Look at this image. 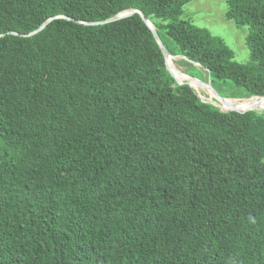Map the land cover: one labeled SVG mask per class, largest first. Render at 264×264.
I'll use <instances>...</instances> for the list:
<instances>
[{"label": "trees", "instance_id": "16d2710c", "mask_svg": "<svg viewBox=\"0 0 264 264\" xmlns=\"http://www.w3.org/2000/svg\"><path fill=\"white\" fill-rule=\"evenodd\" d=\"M189 1L0 0V264H264V108L203 102L139 13L107 21L264 97V0H225L247 63Z\"/></svg>", "mask_w": 264, "mask_h": 264}, {"label": "rangeland", "instance_id": "374dc122", "mask_svg": "<svg viewBox=\"0 0 264 264\" xmlns=\"http://www.w3.org/2000/svg\"><path fill=\"white\" fill-rule=\"evenodd\" d=\"M183 9L184 18L190 20L196 26L206 28L212 34L221 37L233 50L234 58L236 61L242 63H247L249 61V49L246 44L248 26H238L232 20H229L225 17V0H191L183 7ZM173 57L174 59L172 60V65L179 72L191 76L198 81H203L205 83L211 84L210 77L207 71L201 65L195 62H191L182 56ZM168 66L170 68L169 64ZM172 73L174 74L173 71ZM213 85L216 89H214L216 93H222L223 91H225V89L229 88L228 85L221 86L217 81H214ZM197 93L200 95V99L202 101L210 103L220 109L219 103L217 104L218 100H216L214 97H210V95L206 93V91L199 90ZM231 99L241 100L243 98Z\"/></svg>", "mask_w": 264, "mask_h": 264}, {"label": "bare ground", "instance_id": "6f19581e", "mask_svg": "<svg viewBox=\"0 0 264 264\" xmlns=\"http://www.w3.org/2000/svg\"><path fill=\"white\" fill-rule=\"evenodd\" d=\"M151 24V23H150ZM152 28L153 25L151 24ZM166 59L168 61V64L170 65L171 70L174 72V75L176 76V79L178 81L187 80L191 83L192 87L198 92L199 90H204L206 93L210 95V97H214L219 102V107L223 110H229V109H246L251 106H258L264 108V97H250L246 99H231V98H218L216 92L212 89V87L203 81H198L195 78L189 77L188 75H185L181 72H179L175 67L172 65V60L174 57L170 55H166ZM211 100V99H210ZM209 100V101H210Z\"/></svg>", "mask_w": 264, "mask_h": 264}, {"label": "water", "instance_id": "95a60500", "mask_svg": "<svg viewBox=\"0 0 264 264\" xmlns=\"http://www.w3.org/2000/svg\"><path fill=\"white\" fill-rule=\"evenodd\" d=\"M134 12H137V13L140 14L141 18L144 20V22L147 24V26H148V27L150 28V30L152 31L153 36H154V38H155V40H156V42H157V44H158L160 50L162 51V53H163V55H164L165 66H166L167 70L170 72V74L175 78L176 82H177L178 84H183V83H185V84L189 85L190 87H192V85H191V83H190L189 81H178V79H176V77L174 76V74H173L172 71L170 70V68H169V66H168V63H167V60H166V55H170V54L168 53V51L166 50V48L164 47V45H163L162 42L160 41V39H159V37H158V35H157L155 29L152 28L150 22H149V21L143 16V14H142L140 11H137V10H125V11H123V12L118 13L117 15H115L114 17L110 18V19L107 20V21H114V20H117V19L123 18V17H125V16H128V15L134 13ZM51 20H52V18L48 19V20H47L46 22H44L39 28H37L35 31H33V32L30 33L29 35H32V34L38 32V31H40V30H41V29H42V28H43L48 22H50ZM107 21H105V22H107ZM102 23H103V22H102ZM170 56H171V55H170ZM172 57H173V56H172ZM212 89H213V88H212ZM213 90H214V89H213ZM214 91H215V90H214ZM216 94H217V97H218V98H223V97L219 96L218 93H216ZM216 100H217V99H216ZM218 102H219V101H218ZM255 107H258V106H251V107H249V108L241 109V110H240V109H229V110L244 112V111H247V110L253 109V108H255ZM259 108H260V107H259ZM261 108H262V107H261ZM220 110H222V111H229V110H223V109H221V108H220Z\"/></svg>", "mask_w": 264, "mask_h": 264}, {"label": "clouds", "instance_id": "9594fccd", "mask_svg": "<svg viewBox=\"0 0 264 264\" xmlns=\"http://www.w3.org/2000/svg\"><path fill=\"white\" fill-rule=\"evenodd\" d=\"M172 56V55H171ZM182 57H184V56H182ZM185 58V57H184ZM189 77H191V76H189ZM193 78V77H192ZM175 79V78H174ZM187 81V80H186ZM210 86H211V84H209ZM212 87V86H211ZM194 91H195V89L193 88V87H191ZM213 88V87H212ZM214 89V88H213ZM196 92V91H195ZM196 94L198 95V97L200 98V95L196 92ZM204 102V101H203Z\"/></svg>", "mask_w": 264, "mask_h": 264}]
</instances>
